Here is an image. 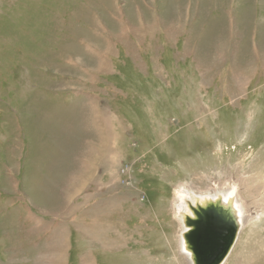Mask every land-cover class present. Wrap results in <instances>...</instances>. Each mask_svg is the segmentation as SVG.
Returning a JSON list of instances; mask_svg holds the SVG:
<instances>
[{
  "label": "rangeland",
  "instance_id": "374dc122",
  "mask_svg": "<svg viewBox=\"0 0 264 264\" xmlns=\"http://www.w3.org/2000/svg\"><path fill=\"white\" fill-rule=\"evenodd\" d=\"M230 183L264 264V0H0V264H190Z\"/></svg>",
  "mask_w": 264,
  "mask_h": 264
},
{
  "label": "water",
  "instance_id": "95a60500",
  "mask_svg": "<svg viewBox=\"0 0 264 264\" xmlns=\"http://www.w3.org/2000/svg\"><path fill=\"white\" fill-rule=\"evenodd\" d=\"M201 206V207H200ZM197 204L192 206L193 217L187 215L185 222V238L190 243L194 264H221L232 250L240 232L239 224L236 221L233 209L225 206L221 201H210L207 206ZM197 223H207L197 237ZM209 225L211 231H208ZM227 236L226 246L218 248V239ZM228 240V241H227ZM206 242V247L212 249L215 244L216 253L209 260L200 261V255L203 253L202 243Z\"/></svg>",
  "mask_w": 264,
  "mask_h": 264
},
{
  "label": "bare ground",
  "instance_id": "6f19581e",
  "mask_svg": "<svg viewBox=\"0 0 264 264\" xmlns=\"http://www.w3.org/2000/svg\"><path fill=\"white\" fill-rule=\"evenodd\" d=\"M92 176L93 175H90V178H92ZM237 189L238 186L236 184L230 183V186L225 192L216 191L214 194H205V195L189 194V196L183 200L182 205H180V207L177 209V217L180 219L182 224V232L180 233L181 252L187 256V259L189 260L190 264H194V259H193V252L191 245L185 238V231L187 230V228H185V222L187 219L186 217L187 215L193 217V211L191 210V207L196 206L197 204L204 205L202 207H205L207 206L208 202L219 200L225 206H230L233 209L236 221L238 222L241 231L243 226H245V224L247 223L248 218L250 216H249V212H247V210L244 208L243 203L241 204V202L239 201L237 195ZM183 226H184V230H183ZM227 260L228 259H226L223 264H226Z\"/></svg>",
  "mask_w": 264,
  "mask_h": 264
},
{
  "label": "crops",
  "instance_id": "0c3cea01",
  "mask_svg": "<svg viewBox=\"0 0 264 264\" xmlns=\"http://www.w3.org/2000/svg\"><path fill=\"white\" fill-rule=\"evenodd\" d=\"M90 216L92 218V220L90 221V223H91L90 225H94V222H96V217L94 218L92 214H90ZM87 226H89V225H87ZM108 226L109 225H106V227H108ZM81 227H82V224H81ZM86 233H87V230H86ZM86 235H87L88 240L90 241L91 244L94 243V242H98V243H101L102 245H104L105 247H107L108 249H110L112 247H115V245H112L113 244V241L111 243V241H108L106 238L104 239V241H101V239H100L101 237L99 239H97L98 235H96V238H94V236L91 237V235L88 234V233ZM99 236H101V235H99ZM92 258H93V255H92V253H90L89 256H88V258L87 257H84V259H82V261L84 262V263L82 262V264H85V262H87V264H93L92 263V260H93Z\"/></svg>",
  "mask_w": 264,
  "mask_h": 264
}]
</instances>
